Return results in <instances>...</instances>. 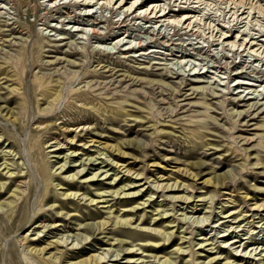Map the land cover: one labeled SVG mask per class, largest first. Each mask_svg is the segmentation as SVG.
Here are the masks:
<instances>
[{
  "label": "rangeland",
  "instance_id": "rangeland-1",
  "mask_svg": "<svg viewBox=\"0 0 264 264\" xmlns=\"http://www.w3.org/2000/svg\"><path fill=\"white\" fill-rule=\"evenodd\" d=\"M1 65L0 264H264V0H0Z\"/></svg>",
  "mask_w": 264,
  "mask_h": 264
},
{
  "label": "bare ground",
  "instance_id": "bare-ground-1",
  "mask_svg": "<svg viewBox=\"0 0 264 264\" xmlns=\"http://www.w3.org/2000/svg\"><path fill=\"white\" fill-rule=\"evenodd\" d=\"M90 2V1H89ZM126 2V1H125ZM122 3H123V1L120 3V5H122ZM90 4V3H89ZM128 3H125V5L124 6H126ZM137 3L136 2H134L132 5V7H130V8H128V10H132V8L136 5ZM91 5V4H90ZM90 5H88V6H90ZM154 13V12H153ZM61 14V13H60ZM169 15V14H168ZM159 16V15H158ZM82 17V16H81ZM156 19H158L159 20V22H160V20L161 19H164V18H166L165 16H159V17H155ZM126 19V18H125ZM95 21V20H94ZM89 22V21H88ZM155 22V21H154ZM93 23V22H92ZM186 23V22H185ZM95 24H97V23H95ZM124 24V23H123ZM98 32V31H97ZM151 33H153V32H151ZM155 33V32H154ZM156 34V33H155ZM154 34V35H155ZM158 34V33H157ZM226 35H228V34H226ZM160 37V36H159ZM224 37H225V35H224ZM234 38V37H233ZM232 37H230V36H226V38H225V42H227V43H230V40H232L233 39ZM165 39V38H164ZM224 39V38H223ZM165 42V41H164ZM223 44H225V43H223ZM250 44V43H249ZM248 44V45H249ZM226 45V44H225ZM228 45V44H227ZM234 45V44H233ZM236 46V45H235ZM134 52V51H133ZM244 65V64H243ZM240 66H242V65H240ZM245 66H247V65H245ZM244 68V67H243ZM248 68V67H247ZM249 69V68H248ZM235 70V69H234ZM240 70H241V68H240ZM245 70H247V69H245ZM241 71H243V70H241ZM250 71H251V68H250ZM255 71V70H254ZM114 72V71H113ZM247 72V71H246ZM247 73H249V72H247ZM237 74V73H236ZM242 74V73H241ZM1 75H7V77H10V78H13L14 80H16V76L17 75H13V74H11V76H10V72L7 70V68H5V67H3L2 65L0 66V76ZM20 75V74H19ZM164 75V74H163ZM162 77V76H161ZM167 77V76H166ZM163 78H161V80H162ZM197 80H198V78H197ZM196 80V81H197ZM44 81V80H43ZM160 81V80H159ZM195 81V80H194ZM157 82V81H156ZM161 82V81H160ZM192 82H193V80H192ZM153 83H155V81L153 82ZM198 83H200L199 81H198ZM198 83H196V84H198ZM45 84H52V82H48V83H45ZM191 84V83H190ZM201 87V86H200ZM204 88H206V87H204L203 86V89ZM197 89H198V87H197ZM191 90V89H190ZM196 90V89H195ZM192 91V90H191ZM198 92V91H197ZM54 93V94H53ZM61 97H62V91H61V89H60V86L58 85V83L56 82V84H53L50 88H47L46 90H45V93H44V98L45 99H49V98H53V100H52V103H51V107L50 108H46V110L48 111V114H52L53 112H54V107H55V105H57L58 104V102L60 101V99H61ZM78 98H81V97H78ZM91 100V99H90ZM90 100H89V98H87L86 96H83V99H82V102H84V104L85 105H91V102H90ZM87 102H89V103H87ZM234 104V103H233ZM251 105V104H250ZM255 105V104H254ZM131 106V105H130ZM253 108V107H252ZM1 109H4L5 110V108H3V107H1ZM93 109H94V111H96V112H99L100 113V110H99V108L97 107V106H93ZM110 109V108H109ZM112 109V108H111ZM45 110V109H44ZM43 110V111H44ZM45 110V111H46ZM49 110H50V112H49ZM7 111V110H6ZM11 111V110H10ZM9 111V112H10ZM46 111V112H47ZM5 112V111H4ZM247 112V111H246ZM245 112V113H246ZM0 113H3V112H0ZM13 113V112H12ZM98 113V114H99ZM240 114H242V113H240ZM6 115H9V114H7V112H6ZM237 115V114H236ZM121 116L122 117H124V119H127V118H132L133 120H134V122H137V123H140V127H144L145 125H148L147 127L148 128H150V127H152L153 129L156 127L155 125H153L152 124V126L149 124L150 122H148L145 118H143L142 116H141V114L137 111L135 114H133L131 111H128V112H124L123 114H121ZM235 116V115H234ZM239 117H241V115H239ZM247 117V116H246ZM145 119V121H141V119ZM250 118V117H249ZM239 124V123H238ZM237 125V124H236ZM200 128H202V127H195V128H192V130H189V131H185L184 129L182 130L181 129V131H182V134L184 135V137L187 139V140H189V141H191L194 137H195V139H194V141H196L199 137L200 138H202V136L200 135V133H199V130H200ZM156 129H157V127H156ZM172 130L173 131H175L176 132V129H173L172 128ZM208 130V129H207ZM206 130V134H207V131ZM83 131V130H82ZM156 131V130H155ZM160 131V133H162L163 132V130H159ZM210 131V130H209ZM198 132V133H197ZM211 134V133H210ZM189 135V136H188ZM190 135H193V138H191L190 137ZM211 135H213V134H211ZM211 135H209V136H211ZM196 136H198V138H196ZM206 137H208V134L206 135ZM213 138V137H212ZM215 138V137H214ZM217 139V138H216ZM253 140V139H252ZM130 141H132V140H130ZM246 141H248V140H246ZM128 142V141H127ZM214 142V144H211V143H209V144H207L208 145V147L209 146H211V150H215L216 152H218L217 150H218V147L220 148V143L219 142H217V141H213ZM138 143V142H137ZM134 144V143H133ZM132 143H131V145H133ZM217 144V145H216ZM127 145H128V143H127ZM126 145V142L124 143H120L119 145H117V146H113V147H110L111 149H113V151L114 152H116L117 153V155H115V156H118L120 159H126V158H130L131 157V154H129V152H127V151H130V150H135V151H137V149H133V148H131V146H127ZM138 146H139V148H140V145L139 144H137V146H136V148H138ZM141 149V148H140ZM138 152H140V151H138ZM133 153V152H132ZM248 157V156H247ZM249 158V157H248ZM135 160V159H134ZM158 164V163H157ZM196 164V163H195ZM198 164V163H197ZM259 165H261V164H253V168L255 167V166H259ZM244 167L245 166H247V164H245V165H243ZM191 167V169H189V170H184V175H181V177H184V178H188V179H190V180H194V179H197L198 177H200L204 172H206V168H205V166L203 165V164H198V165H191L190 166ZM159 168V167H158ZM258 168V167H257ZM211 171H212V169L213 168H209ZM129 171V173H131V171L132 170H128ZM263 171H264V166H263ZM227 174V173H226ZM214 177L213 178H211V179H209V180H207L206 181V185L207 186H209V187H212V188H214V189H217V188H223L224 186H226V178H225V176H227V175H221V174H218L217 175V171L215 170V172H214ZM137 176H142V174H139L138 173V175ZM228 179V178H227ZM175 183L176 184H178V181H176L175 180ZM5 185L6 184H1L0 183V187L2 188V189H5ZM127 186V185H126ZM126 186H123L122 188H120V190H122V189H124V188H126ZM177 186V185H176ZM128 187H129V185H128ZM168 187V186H167ZM166 187V188H167ZM173 187V186H172ZM131 189V188H130ZM187 189V188H186ZM187 190H189V189H187ZM256 190V189H255ZM140 192V191H139ZM69 194L67 193V196H68ZM74 195V194H73ZM129 195V194H128ZM12 196V195H11ZM183 198V197H182ZM186 198V197H185ZM187 199H188V197H187ZM62 205V204H61ZM64 206H62V208H63ZM68 207V206H67ZM64 209V208H63ZM66 209H68V208H66ZM155 211V210H154ZM157 211V210H156ZM77 212H80L79 211V209H77ZM156 215V214H155ZM165 215V214H164ZM157 220V219H156ZM163 220V219H162ZM162 222V221H161ZM107 223V222H106ZM106 223H105V225H106ZM164 223H166V222H164ZM125 224V223H124ZM104 225V224H103ZM126 225V224H125ZM55 228H57V227H55ZM167 235V236H166ZM171 233H167V234H165L164 236H165V238L164 239H166L168 236L169 237H171ZM145 238H149V239H151V238H153L154 239V241H158V238H156V237H149V236H147V235H143ZM163 239V241H165V242H168V241H166V240H164ZM57 243V245H59L60 243L59 242H56ZM62 243V242H61ZM31 245H29V247H30ZM47 249H38V248H34L33 250H30V252H32V253H34V255H42V253H44L45 251H46ZM181 250V249H180ZM130 254V253H129ZM128 254V255H129ZM43 257V256H42ZM98 257V256H97ZM96 256L95 257H90L91 259H85V260H80V262H77V263H75V264H92V263H94V262H100L101 260V258L99 259V258H97ZM216 259V258H215ZM132 261V260H131ZM213 261H215L214 259H211V260H209V262L208 263H205V264H211ZM228 262H226L225 264H227Z\"/></svg>",
  "mask_w": 264,
  "mask_h": 264
}]
</instances>
